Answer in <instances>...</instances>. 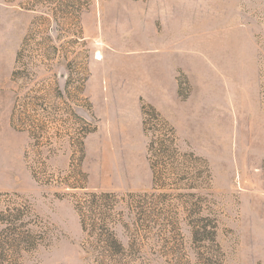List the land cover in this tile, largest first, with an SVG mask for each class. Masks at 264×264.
Instances as JSON below:
<instances>
[{"label": "rangeland", "instance_id": "1", "mask_svg": "<svg viewBox=\"0 0 264 264\" xmlns=\"http://www.w3.org/2000/svg\"><path fill=\"white\" fill-rule=\"evenodd\" d=\"M87 192L130 208L116 264H264V0H0V220L45 237L12 262L95 264Z\"/></svg>", "mask_w": 264, "mask_h": 264}, {"label": "trees", "instance_id": "2", "mask_svg": "<svg viewBox=\"0 0 264 264\" xmlns=\"http://www.w3.org/2000/svg\"><path fill=\"white\" fill-rule=\"evenodd\" d=\"M58 94L60 93L58 92ZM72 114L80 119L75 113L72 112ZM156 117L167 130L165 131V135H161V137L149 144V154H152L156 150L164 153L169 150V147L173 152L178 151L174 129L168 126L158 115ZM80 120L83 121L82 119ZM165 140H167L168 146L165 145ZM81 145L80 143V161L84 159V149ZM155 145L161 148L154 149ZM151 171L154 180L152 165ZM78 175L82 176V181L75 179L73 183L62 184L71 190H84L87 177L81 171ZM120 200L123 201V199ZM73 207L78 216L81 232L85 236L86 252L93 256V262L95 264H116V261H120L126 250L117 239L114 227L118 224L122 229L127 230V224L120 221L124 216L123 210L130 211L127 204L122 207L117 201V195L113 193L87 192L82 197L77 198ZM0 214L2 215L3 212ZM114 215L120 217V220L116 221ZM22 220L23 214L19 211L14 217L2 218L0 220V225L3 227L0 230L1 235H7V237L12 239L11 243H0V264H14L11 258L19 256L21 251H35L40 243L45 240V237L41 233L36 234L35 232L25 230L27 224ZM208 227L209 225L201 227L200 230L193 231V241L198 242L205 239L213 242L215 240V231L213 227H209L210 230H207L209 229Z\"/></svg>", "mask_w": 264, "mask_h": 264}, {"label": "bare ground", "instance_id": "3", "mask_svg": "<svg viewBox=\"0 0 264 264\" xmlns=\"http://www.w3.org/2000/svg\"><path fill=\"white\" fill-rule=\"evenodd\" d=\"M98 54H99V53H98ZM96 59H100V56H99V55H97Z\"/></svg>", "mask_w": 264, "mask_h": 264}]
</instances>
